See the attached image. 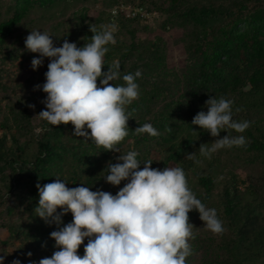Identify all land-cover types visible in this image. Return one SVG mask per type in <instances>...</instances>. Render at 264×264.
<instances>
[{"label": "trees", "instance_id": "trees-1", "mask_svg": "<svg viewBox=\"0 0 264 264\" xmlns=\"http://www.w3.org/2000/svg\"><path fill=\"white\" fill-rule=\"evenodd\" d=\"M61 1L89 0H15L16 4L11 15L7 18L0 16V56L7 55L12 39L19 32L27 11L32 10L36 5L52 6ZM130 1L134 0H103L106 5H110V10L119 3ZM141 1L154 2V0ZM202 2L204 1L167 0L165 5L171 24L174 25L176 22L186 29L198 24L205 30V38L202 40L205 43L200 48L203 51V68L199 76L184 88L182 98L175 99L177 106L193 113L194 118L200 111L207 112L205 102L209 97H224L232 100L231 97L236 92V79L246 80L245 85L249 84L252 88L250 103L248 101L235 103L232 100L233 109H240L242 119L251 122V126L245 130L247 143L239 148L255 151L264 156V40L261 39L257 26L259 21H264V8L249 14L257 19L256 30L236 32L232 25H235L239 19H245L246 16H242L250 13L246 9L247 5H240L236 10V0H234L233 7L222 11L213 4ZM100 12L95 18H88L91 23H86L87 43L91 42L89 38L93 35L90 27L99 31L104 25ZM221 18L222 24L226 23L212 31L213 21ZM139 19L120 17L123 28L130 31L133 36L129 43L116 40L115 45H107L109 51L104 57L105 66L102 67V72H106L113 61H119L121 76L127 74L124 64L135 57L136 51L140 54L144 52L145 55L150 52L159 55L160 46L157 41L150 43L136 40L135 23L140 21ZM139 44H144L146 49L139 51ZM244 45H246L245 52H242ZM97 84L99 86V79ZM162 94L164 91L155 87L146 94L139 91L138 98L126 106V111H130L133 115L139 113L134 123H128V137H132L136 142L134 151L139 154L137 158L140 161H144V158L150 160L152 146L148 145V142L168 145L159 169L162 170L173 164L183 170L193 171L197 175L199 186L192 187L195 196L206 207L216 210L224 228L222 234H214L205 229L198 211H190L188 222L193 225L194 238L188 241L191 255L186 258V264H264V192L258 186L246 185V183L240 185L233 174H227L223 180H218L212 172H198L199 161L204 157L200 151L201 143L194 136L180 134V125L175 117L181 116L178 111L173 110L172 107L170 110L169 108L154 110ZM173 111L175 113H171ZM250 112H254V116H251ZM12 114L15 125V132L12 133L13 145L10 149L2 148L1 152L6 156L5 161H10L11 165L20 162L18 168L20 179L15 178V181L19 184L17 191L20 193L23 217L18 223H11L8 231L12 237L21 236L30 239L36 250L42 248L51 257L57 249L54 247L55 241L50 238V233L58 228L55 224H48L35 216L34 209L38 206L39 200L36 185L39 183L43 186L54 182L57 178L64 180L69 188L81 186V183L88 187L98 184L103 180L106 169L99 171L95 153L103 148L90 140H84L83 137H75L74 125L71 123H69L70 128L67 129L65 125L52 126L46 121V132L38 143V153L29 160L25 157L28 154L29 144L27 141L23 143V135L29 136L34 132L21 122L19 116L14 112ZM9 122L10 118L7 117L0 128L9 126ZM145 123H150L159 135L153 137L146 133L137 134L134 131ZM26 124L28 125V122ZM190 153H194L191 158L188 155ZM30 164L31 166L28 167ZM21 178L25 181L22 182ZM9 184L12 189L11 183ZM109 188L108 192L113 195L118 192L114 187ZM57 211L60 212L61 209L58 208ZM62 220L64 224L70 223L73 220L72 214L69 212L62 217ZM87 242L86 238L78 249V255L81 257L84 255V246ZM31 253V259L38 264L39 256L33 250Z\"/></svg>", "mask_w": 264, "mask_h": 264}, {"label": "clouds", "instance_id": "clouds-1", "mask_svg": "<svg viewBox=\"0 0 264 264\" xmlns=\"http://www.w3.org/2000/svg\"><path fill=\"white\" fill-rule=\"evenodd\" d=\"M90 31L91 42L82 47L68 40L62 46H55L52 35L38 29L31 30L25 38L26 50L39 54V58L31 61L33 70L43 66L45 57L50 60L45 82L34 86V90L46 93L41 101L46 110L37 116L52 126L70 122L74 125L75 137L121 153L116 145L128 136L131 118L126 106L139 96L136 81L142 73L137 70L121 77L119 61H113L102 72L104 57L109 51L107 45L117 42V28L109 24L102 25L99 31L90 27ZM121 78L125 82L122 85L109 83ZM205 107L207 112H198L191 125L199 126L212 137H219L221 131L228 133V129L244 133L251 126L250 121L233 118L230 99L209 97ZM44 131L42 127L34 129L37 135ZM134 131L153 137L159 135L150 123ZM246 143L243 135L227 134L212 142L209 148L201 145L200 151L210 156L220 149L243 147ZM138 155L136 151H129L119 155L118 162L107 163L103 177L107 183L119 186L127 181L115 195L99 189L92 191L82 183L69 188L59 178L43 186L36 185L39 200L35 216L58 228L50 233L57 250L50 258L40 259L38 264H186V258L191 255L188 241L194 238L193 225L188 222V213L193 210L198 211L209 231L223 233L216 210L206 207L191 191L183 168L154 169L153 161L147 160L141 169ZM188 155L191 158L194 153ZM69 212L73 220L64 224L62 217ZM86 238L88 242L81 257L78 249ZM27 256L31 257L32 253L28 252ZM0 264H4V256H0ZM12 264H21V261L16 259Z\"/></svg>", "mask_w": 264, "mask_h": 264}, {"label": "rangeland", "instance_id": "rangeland-1", "mask_svg": "<svg viewBox=\"0 0 264 264\" xmlns=\"http://www.w3.org/2000/svg\"><path fill=\"white\" fill-rule=\"evenodd\" d=\"M203 1L202 3L213 4L222 11L234 6V0ZM15 4V0H0V16L3 18L10 16ZM145 5L150 16L140 18V21L135 23L137 27L134 34L135 38L137 41L150 43L157 41L160 49L159 55H153L152 52L145 55L144 52L140 54L136 51L134 52L135 57L124 64L127 74H134L137 70L142 73L136 81L139 85V91L146 94L154 87L164 91L154 110L158 111L166 108L170 110V107H172L173 110L178 111L177 113H180L181 116H179L180 118L175 117L178 119L176 122L180 125V134L194 136L204 148H209L212 142L218 138H223L227 134L231 136L243 135L247 139L245 132L236 133L231 129L227 130L228 133L221 131L219 137H212L206 130L191 125L193 113L185 108L178 107L175 99L182 98L184 88L199 76L203 68V51L200 48L205 43V41H202L205 38V30L198 24L187 29L176 22L174 25L171 24L169 22L170 16L166 12L167 0L145 2ZM240 5H247L246 9L250 13L243 15L242 17L246 16V18L237 20L232 27L235 28L236 32L256 30L255 24L257 23L255 21L257 19L254 15L250 16L249 14L255 13L257 9L264 8V0H260V2L258 0H236V10ZM86 8L88 11H86ZM99 11H101L104 25L116 26L115 39L129 43L133 35L123 28L120 17L112 16L110 5H106L103 0L61 1L52 6L36 5L32 10L27 11L19 32L12 39L8 50L9 54L0 56V125L7 117L10 118L9 126L0 128V256H4V264H12L13 260L16 259H19L21 264H33L31 257L27 256V253L31 250L35 251V254L39 256V260L50 258L47 251L42 250V248L36 250L30 239L21 236L12 237L8 231L11 223L16 224L23 217L20 193L17 191L19 184L15 181V178L20 179L18 173L20 162H14L11 165L10 161H5L6 156L1 152L2 148L10 149L13 145L12 133L15 132V125L12 112L19 116L21 122L31 131L34 132L36 127H42L46 132V121L37 116L42 110H46L45 105L41 103L46 97V93L42 90H34V86L45 82L44 74L48 70L47 65L50 60L45 57L43 66L33 70L31 61L33 58H39V54L26 50L25 38L31 30L38 29L49 32L55 46H62L64 40H68L69 42H75L77 47H82L84 43H87L88 26H86V23H91L88 18H95ZM222 22V18L213 21L211 30H216L219 25L226 23L222 24ZM258 23L259 35L264 40V21ZM245 46H243L242 52H245ZM145 49L144 44L138 45L139 51ZM13 56L18 58L15 59ZM109 83L115 86V84L122 85L125 82L121 78ZM245 83L246 80L236 79V92L231 97L235 103L236 101H239V103L248 101L250 103L252 88L249 84L245 85ZM29 105H35V107L32 108ZM236 109H233V118L242 121L243 119L240 116L242 112L241 110L237 112ZM25 113H28V115H25ZM127 113L131 117L128 123H134L138 119V112L134 115L130 111H127ZM250 115L254 116V112H250ZM69 123L67 125L61 123L60 125H65L69 129ZM44 132L39 135L35 132L29 136L23 135V143L27 141L29 144L28 154L25 155L29 160H32L33 155L38 153V143ZM61 139H64V137H61ZM149 144L152 146L150 160L153 163L151 167L159 169L160 163L168 150V145L148 142ZM116 147L120 149L121 153L104 149L95 153V159L99 161L96 162L99 171H103L108 162H118L117 157L119 155L136 150V142L132 137L127 136ZM147 160L144 158V161H140L141 169L144 167L143 163ZM30 166L31 164L28 167ZM169 167L175 166L170 164ZM184 171L188 186L194 193L192 187L198 186L197 175L189 169H184ZM197 171L202 173L212 172L218 180H223L227 174H233L240 185L246 183V185L258 186L264 192V156L255 151H245L233 146L232 148L220 149L210 156L204 154V157L199 161ZM21 181L24 182L25 179L21 178ZM9 183H11L12 189H10ZM126 183L127 181H122L119 186H113L103 179L98 184H93L90 190L96 191L99 189L108 192L109 187H114L119 191ZM242 189L244 190V188ZM205 229L207 230L206 227Z\"/></svg>", "mask_w": 264, "mask_h": 264}, {"label": "built area", "instance_id": "built-area-1", "mask_svg": "<svg viewBox=\"0 0 264 264\" xmlns=\"http://www.w3.org/2000/svg\"><path fill=\"white\" fill-rule=\"evenodd\" d=\"M112 16L121 18H147L149 12L141 0L122 2L111 9Z\"/></svg>", "mask_w": 264, "mask_h": 264}]
</instances>
